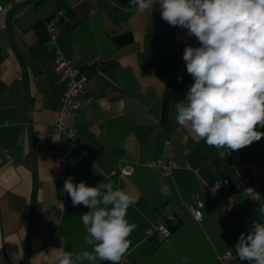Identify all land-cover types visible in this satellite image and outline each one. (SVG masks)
<instances>
[{
  "label": "crops",
  "instance_id": "0c3cea01",
  "mask_svg": "<svg viewBox=\"0 0 264 264\" xmlns=\"http://www.w3.org/2000/svg\"><path fill=\"white\" fill-rule=\"evenodd\" d=\"M39 1L0 0V264H52L50 249L62 244L90 250L80 220L89 209L74 207L63 186L69 176L96 186L101 173L138 196L127 211L137 225L129 237L131 264H181L183 257L188 264H249L235 245L253 221L264 223V181L260 198L206 204L200 221L185 206L217 179L236 181L226 150L207 146L175 120L176 104L193 83L183 52L199 46L197 39L165 22L159 4L140 13L129 0H57L73 15L56 22V45L95 93L90 104L64 115L68 127L78 128L72 140L53 124L64 83L46 21L28 30L16 24ZM240 152L245 160H264V137ZM161 158L179 167L165 175L149 164ZM171 212L178 226L169 240L148 238L147 229ZM228 251L232 257L221 260Z\"/></svg>",
  "mask_w": 264,
  "mask_h": 264
},
{
  "label": "clouds",
  "instance_id": "9594fccd",
  "mask_svg": "<svg viewBox=\"0 0 264 264\" xmlns=\"http://www.w3.org/2000/svg\"><path fill=\"white\" fill-rule=\"evenodd\" d=\"M159 4L161 18L186 30L198 45L183 52L186 71L193 78L175 120L217 151H236L264 137V0H129L138 12H152ZM178 82L182 77H177ZM96 186L74 183L69 176L63 191L80 216L90 250L50 249L52 264H122L130 254L129 237L136 229L127 219L138 196L115 185L106 173ZM264 217V206L259 209ZM240 261L264 264V223L253 221L235 245ZM181 264H188L183 257Z\"/></svg>",
  "mask_w": 264,
  "mask_h": 264
},
{
  "label": "built area",
  "instance_id": "2783aa9c",
  "mask_svg": "<svg viewBox=\"0 0 264 264\" xmlns=\"http://www.w3.org/2000/svg\"><path fill=\"white\" fill-rule=\"evenodd\" d=\"M2 11H4V7L0 3V13ZM62 17H66L64 10L58 11L46 20V29L49 33L47 43L55 47V70L64 83V90L61 94L62 108L53 124L57 132H65L70 139L76 140L78 128L68 127L64 121V115L77 113L90 104L95 98V93L88 87V77L70 59L66 58L56 45V22ZM1 26L5 27L4 24H1ZM57 144H60V142L57 141ZM225 155L229 158V167L234 171L236 181L232 182L228 178L217 179L209 184L205 193H194L192 195L185 206L190 210L192 216L199 221L203 219L202 208L206 204L221 206L225 200L234 201L238 196H244L247 199H257L261 196L260 185L264 181V160H245L242 158L240 150L225 151ZM149 164L159 166L165 175H171L179 167L175 159L161 158L150 161ZM61 166L63 168L64 164ZM130 171L127 168L121 170L125 174L130 173ZM176 220V213H169L161 224L152 225L147 229V237L155 238L161 242L169 240L173 233L172 226ZM231 257L232 253L230 251L219 256L223 261H228ZM122 264H131L129 255L126 260L122 261Z\"/></svg>",
  "mask_w": 264,
  "mask_h": 264
},
{
  "label": "water",
  "instance_id": "95a60500",
  "mask_svg": "<svg viewBox=\"0 0 264 264\" xmlns=\"http://www.w3.org/2000/svg\"><path fill=\"white\" fill-rule=\"evenodd\" d=\"M17 5L14 4L9 12V18ZM61 10V5L57 0H42L35 3L30 9L22 14L17 20L16 24L24 30H28L35 25L46 21L58 11Z\"/></svg>",
  "mask_w": 264,
  "mask_h": 264
},
{
  "label": "trees",
  "instance_id": "16d2710c",
  "mask_svg": "<svg viewBox=\"0 0 264 264\" xmlns=\"http://www.w3.org/2000/svg\"><path fill=\"white\" fill-rule=\"evenodd\" d=\"M61 10H64V12H65L66 15H73V12H72V10L70 8H66L65 6H61ZM177 226L178 225H173L172 226L173 230L175 228H177Z\"/></svg>",
  "mask_w": 264,
  "mask_h": 264
}]
</instances>
